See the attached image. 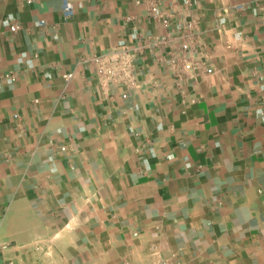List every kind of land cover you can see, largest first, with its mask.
<instances>
[{"label": "crops", "instance_id": "0c3cea01", "mask_svg": "<svg viewBox=\"0 0 264 264\" xmlns=\"http://www.w3.org/2000/svg\"><path fill=\"white\" fill-rule=\"evenodd\" d=\"M67 1L0 0V264H264V0ZM120 41L125 98L89 61Z\"/></svg>", "mask_w": 264, "mask_h": 264}, {"label": "built area", "instance_id": "2783aa9c", "mask_svg": "<svg viewBox=\"0 0 264 264\" xmlns=\"http://www.w3.org/2000/svg\"><path fill=\"white\" fill-rule=\"evenodd\" d=\"M31 3L34 0H25ZM63 13L65 17H71L73 10L67 0L63 2ZM150 14L157 16L160 10L156 5L150 6ZM44 20H40L37 24L43 25ZM4 25L8 26L11 32H17L21 29V25L13 21L12 18L4 20ZM189 32H186V37L181 41L180 47L175 52L170 53L169 64L175 76L176 85L179 87L190 76L194 66L192 59L191 42L189 38L194 33L195 25L188 23ZM166 40V37H161L158 42ZM138 52L133 48H129L125 41H120L118 44L107 52L94 54L90 58V63L93 66L94 79L97 88L104 95H111L114 90L120 96L126 97L128 93L137 87V73H136V60L138 59ZM73 73L65 74V79L70 80ZM8 81H14V74H6L4 76ZM65 149L64 146L61 147ZM261 192V190H259ZM221 204V201H218ZM1 263V260H0ZM150 264H181L180 260L175 257L159 258Z\"/></svg>", "mask_w": 264, "mask_h": 264}]
</instances>
